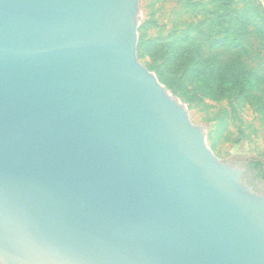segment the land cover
Returning a JSON list of instances; mask_svg holds the SVG:
<instances>
[{
	"label": "water",
	"instance_id": "95a60500",
	"mask_svg": "<svg viewBox=\"0 0 264 264\" xmlns=\"http://www.w3.org/2000/svg\"><path fill=\"white\" fill-rule=\"evenodd\" d=\"M140 0H0V264H264V180L137 56Z\"/></svg>",
	"mask_w": 264,
	"mask_h": 264
},
{
	"label": "trees",
	"instance_id": "16d2710c",
	"mask_svg": "<svg viewBox=\"0 0 264 264\" xmlns=\"http://www.w3.org/2000/svg\"><path fill=\"white\" fill-rule=\"evenodd\" d=\"M179 10L189 17L166 38L145 39L149 21L138 27V47L163 60L159 81L188 102L248 103L264 120V69L248 63L254 42L264 49V14L250 0H182ZM250 165L264 179L261 161Z\"/></svg>",
	"mask_w": 264,
	"mask_h": 264
},
{
	"label": "rangeland",
	"instance_id": "374dc122",
	"mask_svg": "<svg viewBox=\"0 0 264 264\" xmlns=\"http://www.w3.org/2000/svg\"><path fill=\"white\" fill-rule=\"evenodd\" d=\"M182 0H140V25L149 21L144 30L145 39L166 38L174 29L181 28L188 13L179 15ZM264 14V0H250ZM201 18V15L197 19ZM139 25V26H140ZM253 43V42H252ZM248 63L255 68L264 69V49L253 43ZM140 62L156 74L163 68L161 58H151L144 45L137 47ZM172 92V91H171ZM173 93V92H172ZM177 95L187 106L192 121L206 127V140L209 147L220 159L233 162L259 160L264 172V120L256 114L248 103L228 104L226 101H211L197 98L192 102ZM224 119L223 125L220 119Z\"/></svg>",
	"mask_w": 264,
	"mask_h": 264
},
{
	"label": "flooded vegetation",
	"instance_id": "af4514ba",
	"mask_svg": "<svg viewBox=\"0 0 264 264\" xmlns=\"http://www.w3.org/2000/svg\"><path fill=\"white\" fill-rule=\"evenodd\" d=\"M249 168H250V169L252 170V172H253V179H255V178H260V179L264 180V179L259 175V171H258V169L252 167V166L250 165V163H249Z\"/></svg>",
	"mask_w": 264,
	"mask_h": 264
}]
</instances>
